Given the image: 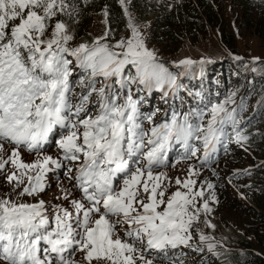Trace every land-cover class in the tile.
Returning a JSON list of instances; mask_svg holds the SVG:
<instances>
[{
	"label": "snow or ice",
	"instance_id": "snow-or-ice-1",
	"mask_svg": "<svg viewBox=\"0 0 264 264\" xmlns=\"http://www.w3.org/2000/svg\"><path fill=\"white\" fill-rule=\"evenodd\" d=\"M78 10L76 0H0V153L12 146L6 159L0 156V172L11 165L8 183L23 185L20 196H35L44 191L46 175L70 161L78 164L74 179L81 194L71 201L73 211L58 207L51 221L42 200L0 199V264H75L69 258L73 252L83 253L86 264H153L137 242L145 251L188 246L193 223L201 212L211 211L207 200L198 203L205 190L191 178L198 175L193 167L189 178L175 180L179 187L167 197L162 186L167 177L155 170L165 164L173 143L181 144L189 158L199 151L190 141H199L206 161L226 126L235 132V109L225 107L231 97L183 116L174 112L170 122L145 131L131 91L121 93L136 83L149 90L177 89L176 76L145 46L130 16L127 38L110 44L106 31L91 44L70 46L73 36L59 17L71 19ZM69 57L86 74L80 80L85 91L75 105L68 97ZM193 63L185 59L177 66ZM92 99L95 106L89 108ZM57 126L63 130L55 141L60 158L39 156ZM246 139L236 132L237 142ZM21 148L38 158L24 162ZM126 155L136 157L134 168ZM213 187L207 183V189ZM199 239L210 238L200 234ZM213 247L208 245L210 251Z\"/></svg>",
	"mask_w": 264,
	"mask_h": 264
},
{
	"label": "rangeland",
	"instance_id": "rangeland-1",
	"mask_svg": "<svg viewBox=\"0 0 264 264\" xmlns=\"http://www.w3.org/2000/svg\"><path fill=\"white\" fill-rule=\"evenodd\" d=\"M76 3L79 10L73 18L59 17L68 24L73 36L70 46L91 44L106 31L110 44L127 38L130 35L127 27L130 16L145 46L170 72L179 75L177 84L180 87L177 89L165 85L161 89L149 90L136 83L121 93L125 95L131 91L145 131L153 125L170 122L171 110H191L190 107L194 106L198 110L231 97V102L225 107L228 111L235 109V120L238 122L235 131L239 132L245 127L246 131H252L258 126V130L264 132V0H125L124 5L118 0L125 18L123 26L110 24L105 16V8L92 9L90 0H76ZM125 8L128 16L125 15ZM69 59L73 63L70 65L72 75L69 77L68 97L69 102L75 105L79 102V94L85 91V88H79V83L75 84L83 71L75 67L74 58ZM185 59L195 63L190 67L177 66ZM234 68L238 69L235 74L232 72ZM189 72H192L191 90L186 88L185 80ZM221 76L224 78L222 83ZM102 82V78L97 77V87ZM219 87L223 89L218 93ZM88 106L93 108L95 100H90ZM165 114L170 115L167 120L163 118ZM147 117L155 119L154 124L149 123ZM207 119L206 115L205 122ZM225 131L226 135L216 144L207 163H199L204 159L203 146L199 141L196 145L199 154L189 158H184L181 144L173 143L167 152L165 164L156 168L157 174L163 173L167 177L162 184L167 188V197L179 187L175 180L189 178L188 169L193 167L198 175L191 178L197 181V188L203 184L205 190L203 200L198 198V203L207 200L211 211L207 214L201 212L199 221L193 223L190 229L192 239L188 246L145 251V245L137 242L136 247L153 264H223L217 254L219 252H237L251 257L252 250H259L264 228L259 225L260 210L257 205L261 190L259 185L264 181V152L250 143L237 142L235 138L229 140V135L234 133L231 124L226 126ZM62 132L58 126L53 130L48 142L39 150V156L60 158L55 141ZM5 149L0 156L6 159L12 146L6 145ZM37 158V152L21 148L24 162L31 163ZM125 158L134 168L136 157L126 155ZM62 165L46 175L44 191L35 196L19 195L23 185L14 187L8 183L7 175L13 168L7 166L5 172H0V199L17 203H38L42 200L50 221L58 207L73 211L71 201L81 198L74 179L78 164L62 161ZM69 168L73 170L71 173L68 172ZM207 183L214 187L207 189ZM213 193L214 200L210 199ZM65 195L68 196L67 200L63 199ZM205 220L213 227H208ZM117 230L123 236V229L118 226ZM200 234L210 239L202 243ZM209 244L214 246L211 251ZM69 258L75 264H86L83 253L73 252ZM137 264L141 262L137 261Z\"/></svg>",
	"mask_w": 264,
	"mask_h": 264
},
{
	"label": "trees",
	"instance_id": "trees-1",
	"mask_svg": "<svg viewBox=\"0 0 264 264\" xmlns=\"http://www.w3.org/2000/svg\"><path fill=\"white\" fill-rule=\"evenodd\" d=\"M90 2H91L90 7L92 9H94L96 7H104L105 8V10L107 12V19H108L110 24H114L116 26H123L125 24V18L123 16V12H122V9L118 3V0H90ZM232 72H233V74H235V72H238V69L234 68L232 70ZM190 74H192V72H189V74H187L186 78H185V80L187 82L186 88H188V90H191L190 88H191V86H193L191 84V81H190L191 80ZM85 75L86 74L83 72L81 77L77 81H75V84L76 83L80 84L81 78L85 77ZM175 76H176V78L179 77V75H175ZM220 79H221L220 82L222 83L224 81L223 76H221ZM210 84H211V82H210ZM79 88H83V87L80 85ZM222 89H223V87H219L217 92L219 93L220 91H222ZM251 90L252 89H250L249 91H251ZM79 96H80V94H79ZM79 96L77 97V100L79 99ZM174 98H175V95H174ZM190 108H191V110H180V109H178L177 111L171 110L170 115H173V113L176 112L180 116H183L187 112L197 110V107H195V106L190 107ZM140 116L141 115L139 112V118H140ZM169 116H167L165 114V116H163V118L165 120H167L168 119L167 117H169ZM154 120L155 119H152L151 123L154 124ZM248 120L249 119H245V121H248ZM263 120H264V118H263ZM138 122L140 123L139 119H138ZM192 122L193 123L196 122L195 118H192ZM245 129H246V127L241 128L239 131V133H241L243 136L247 137L246 140H243L241 142L250 143V144H252V147L260 148L264 152V132L259 131L258 129H260V128L258 126H256V128H252V131H246ZM236 132H238V131H235L234 133L229 135V140H233V138L236 139ZM190 143H195V145L193 144L194 146L198 145V142L196 140H192V141H190ZM221 145H224V143L221 142ZM197 154H199V153H197ZM199 163H201V164L207 163V160L205 161L204 159H201V161ZM259 188L261 190H259V199H258L259 203L257 205L259 210H260V217H259L258 221L261 222V223H259V225L264 228V181L261 185H259ZM217 254L219 255V257H220L219 259L223 264H264V231L262 232V240H261L260 248H259V250H256V251L252 250V256L251 257L246 255V254L237 253V252H227V251L219 252Z\"/></svg>",
	"mask_w": 264,
	"mask_h": 264
}]
</instances>
